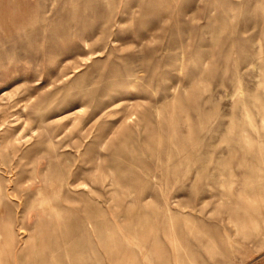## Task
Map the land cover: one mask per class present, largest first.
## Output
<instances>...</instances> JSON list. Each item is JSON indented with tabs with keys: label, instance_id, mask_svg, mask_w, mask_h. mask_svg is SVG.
Segmentation results:
<instances>
[{
	"label": "rangeland",
	"instance_id": "rangeland-1",
	"mask_svg": "<svg viewBox=\"0 0 264 264\" xmlns=\"http://www.w3.org/2000/svg\"><path fill=\"white\" fill-rule=\"evenodd\" d=\"M0 264H264V0H0Z\"/></svg>",
	"mask_w": 264,
	"mask_h": 264
}]
</instances>
